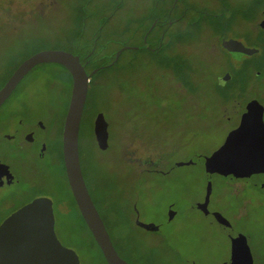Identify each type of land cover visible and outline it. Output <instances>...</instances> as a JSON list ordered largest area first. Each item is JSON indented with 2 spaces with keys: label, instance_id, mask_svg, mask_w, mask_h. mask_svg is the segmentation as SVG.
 Here are the masks:
<instances>
[{
  "label": "rangeland",
  "instance_id": "rangeland-1",
  "mask_svg": "<svg viewBox=\"0 0 264 264\" xmlns=\"http://www.w3.org/2000/svg\"><path fill=\"white\" fill-rule=\"evenodd\" d=\"M263 21L264 0H0V52L19 58L32 49L96 50L101 69L90 77L82 166L128 259L226 264L234 239L245 236L254 264H264V189L248 178L209 174L207 165L238 126L247 100L257 96L264 104ZM212 31L259 51L234 58ZM72 80L65 66L40 64L18 98L32 114L60 119ZM99 112L109 123L107 149L96 141ZM51 168L59 239L81 264H108L60 163L52 160ZM210 184V208L219 222H230L229 230L194 206ZM137 209L160 231L138 226Z\"/></svg>",
  "mask_w": 264,
  "mask_h": 264
},
{
  "label": "water",
  "instance_id": "water-1",
  "mask_svg": "<svg viewBox=\"0 0 264 264\" xmlns=\"http://www.w3.org/2000/svg\"><path fill=\"white\" fill-rule=\"evenodd\" d=\"M264 26V21L261 23ZM234 58L258 52L241 40L224 39L222 42ZM59 63L65 66L73 78L71 99L64 129V157L67 174L76 202L88 227L100 246L108 264H131L123 258L110 235L107 225L87 185L81 159L79 136L81 121L89 92L90 77L99 71L88 73L80 56L62 49H43L26 58L3 88L0 89V105L11 95L18 82L39 64ZM249 111L242 115L225 142L207 158L208 173L218 172L229 178H248L264 189V106L258 100L249 103ZM95 135L101 149L109 147V123L99 112L95 119ZM212 185L205 202L196 205L208 211ZM177 215L171 209L170 217ZM231 229L230 222L219 219ZM136 222L141 227L158 231L161 225L141 220L137 209ZM56 216L52 199L40 197L25 204L8 216L0 225V264H81L78 253L65 246L56 229ZM254 257L247 238L240 236L233 242V255L226 264H254Z\"/></svg>",
  "mask_w": 264,
  "mask_h": 264
},
{
  "label": "flooded vegetation",
  "instance_id": "flooded-vegetation-1",
  "mask_svg": "<svg viewBox=\"0 0 264 264\" xmlns=\"http://www.w3.org/2000/svg\"><path fill=\"white\" fill-rule=\"evenodd\" d=\"M212 33V36L215 37V39L218 40V43L223 47V40L228 39L229 37L223 39V37L217 32L212 31ZM224 49L231 55L226 48ZM38 51H40V49L29 50L24 56H19V58L18 55H9L8 53L1 51L0 89L5 86L20 64L26 58ZM73 53L80 56L81 62L85 66L87 72L91 73V67L95 64L94 58L97 56L95 54L96 50L88 51L80 47L76 52L73 51ZM37 66L25 74V76L18 82L11 95L0 105V225L13 212L36 198L47 197L52 199L53 204H55L57 187L52 180V160H57L60 163L61 169L67 178L68 185L70 186L64 157V129L69 105L66 108V111L62 113L61 117H59L60 119H58L54 113L32 114L31 109L22 106L21 100L18 98V93L21 90L26 77ZM263 79L264 78L262 77L261 80L264 81ZM90 85L91 79L89 81V86ZM254 100H258L263 104L257 96H252L247 100L242 114L249 111V103ZM86 105L87 101L84 113ZM241 118L242 115L238 125L240 124ZM80 159L82 164L81 150ZM206 198L207 196L196 202L194 205L195 208L203 211L205 215L214 218L216 223L226 229V224L221 223V221L219 222L216 218L217 212L210 208V201L208 204V211H205L196 205L197 203L205 202ZM98 209L101 213L99 207ZM137 225L140 226L139 224ZM116 248L119 254L129 263L139 264V262L132 261L124 256L119 251L117 245Z\"/></svg>",
  "mask_w": 264,
  "mask_h": 264
},
{
  "label": "trees",
  "instance_id": "trees-1",
  "mask_svg": "<svg viewBox=\"0 0 264 264\" xmlns=\"http://www.w3.org/2000/svg\"><path fill=\"white\" fill-rule=\"evenodd\" d=\"M91 51V50H90ZM97 67H100V69H101V66L100 65H96V64H93L92 65V67H91V71H93L95 68H97ZM92 195V194H91ZM92 197H93V195H92ZM93 199H94V197H93ZM94 201H95V199H94ZM95 203H96V201H95ZM96 205H97V203H96ZM97 207H98V205H97ZM102 215V214H101ZM102 217H103V215H102ZM104 219V218H103ZM105 221V220H104ZM106 223V222H105ZM87 224V223H86ZM88 226V225H87ZM114 244H115V242H114ZM116 246V245H115Z\"/></svg>",
  "mask_w": 264,
  "mask_h": 264
}]
</instances>
